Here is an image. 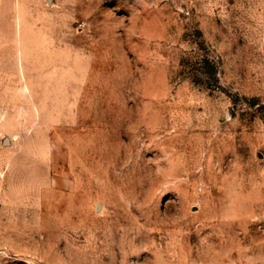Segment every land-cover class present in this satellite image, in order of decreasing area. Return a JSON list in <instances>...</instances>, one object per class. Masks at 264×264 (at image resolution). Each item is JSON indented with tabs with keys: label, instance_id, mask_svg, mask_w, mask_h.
<instances>
[{
	"label": "rangeland",
	"instance_id": "374dc122",
	"mask_svg": "<svg viewBox=\"0 0 264 264\" xmlns=\"http://www.w3.org/2000/svg\"><path fill=\"white\" fill-rule=\"evenodd\" d=\"M0 264H264V0H0Z\"/></svg>",
	"mask_w": 264,
	"mask_h": 264
}]
</instances>
